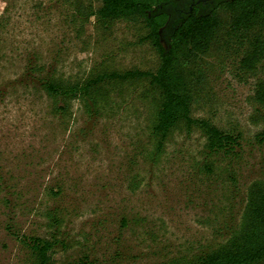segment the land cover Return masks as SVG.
Here are the masks:
<instances>
[{
  "label": "rangeland",
  "instance_id": "obj_1",
  "mask_svg": "<svg viewBox=\"0 0 264 264\" xmlns=\"http://www.w3.org/2000/svg\"><path fill=\"white\" fill-rule=\"evenodd\" d=\"M99 6L0 0V264H31L15 232L60 235L68 246L56 264L83 255L104 264L188 260L237 228L248 187L264 180L256 138L264 108L253 99L264 60L244 73L236 46L217 43L203 58L206 79L193 106L194 117L241 134L234 159L209 156L199 129L184 126L155 155L158 93L148 81L107 86L108 99L93 110L80 100L56 110L41 78L78 81L159 64L142 23L105 26L89 14Z\"/></svg>",
  "mask_w": 264,
  "mask_h": 264
},
{
  "label": "trees",
  "instance_id": "obj_2",
  "mask_svg": "<svg viewBox=\"0 0 264 264\" xmlns=\"http://www.w3.org/2000/svg\"><path fill=\"white\" fill-rule=\"evenodd\" d=\"M100 6L89 12L105 26L114 20L142 23L147 29L143 41H150L159 54L154 71L138 68L98 70L78 81H64L54 76L38 80L62 114L72 101L80 100L88 110L99 108L109 97L107 86L118 83L148 81L158 93L151 133L158 156L171 133L180 126L194 128L204 136L209 156L234 159L241 147L239 132L224 130L210 119L194 117L193 106L205 83L203 58L212 47L236 46L242 52L239 61L244 73L254 72L264 60V0H212L205 7L184 5L181 0H98ZM192 6V9H191ZM203 8V9H202ZM219 10L227 14L224 19ZM166 40V44L164 42ZM110 90V89H109ZM254 101L264 108V79L255 83ZM62 103V105H59ZM96 110V109H95ZM264 143V127L256 135ZM208 167H212L208 163ZM59 229V219L51 214ZM123 224L124 221H122ZM31 264H56L68 246L57 233L48 237L15 232ZM264 262V180L248 187L239 223L225 240L194 254L188 260L167 264H261ZM70 264H104L83 255ZM115 264V263H112Z\"/></svg>",
  "mask_w": 264,
  "mask_h": 264
},
{
  "label": "flooded vegetation",
  "instance_id": "obj_3",
  "mask_svg": "<svg viewBox=\"0 0 264 264\" xmlns=\"http://www.w3.org/2000/svg\"><path fill=\"white\" fill-rule=\"evenodd\" d=\"M193 1V0H192ZM212 0H194V6L201 7L202 5L205 7L207 4L212 3ZM192 9V6H191ZM203 9V8H202Z\"/></svg>",
  "mask_w": 264,
  "mask_h": 264
},
{
  "label": "water",
  "instance_id": "obj_4",
  "mask_svg": "<svg viewBox=\"0 0 264 264\" xmlns=\"http://www.w3.org/2000/svg\"><path fill=\"white\" fill-rule=\"evenodd\" d=\"M186 2H188V0H181V1H180V4H181V5H184ZM164 42H165V44H166V40H164Z\"/></svg>",
  "mask_w": 264,
  "mask_h": 264
}]
</instances>
